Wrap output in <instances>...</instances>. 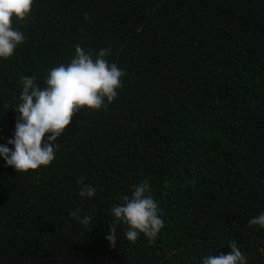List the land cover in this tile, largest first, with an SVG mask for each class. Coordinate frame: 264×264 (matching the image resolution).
Here are the masks:
<instances>
[{
  "label": "trees",
  "instance_id": "1",
  "mask_svg": "<svg viewBox=\"0 0 264 264\" xmlns=\"http://www.w3.org/2000/svg\"><path fill=\"white\" fill-rule=\"evenodd\" d=\"M12 26L26 41L0 60V144L20 78L46 87L77 45L110 49L126 76L113 102L74 115L50 166L0 159V264H202L232 243L264 264V228L249 224L264 212V0H34ZM145 180L165 223L154 244L111 216Z\"/></svg>",
  "mask_w": 264,
  "mask_h": 264
},
{
  "label": "clouds",
  "instance_id": "2",
  "mask_svg": "<svg viewBox=\"0 0 264 264\" xmlns=\"http://www.w3.org/2000/svg\"><path fill=\"white\" fill-rule=\"evenodd\" d=\"M34 0H0V60L15 54L18 46L26 41L25 33L14 28L13 19L25 20L32 12ZM110 49H101L93 58L80 45L67 63L51 68L43 79L41 88L35 77L22 76L21 91L17 103L11 109L19 113L14 138L7 145L0 144V159L18 173H29L50 166L56 159L57 140L65 133L75 114L81 109L98 111L105 103L113 102L122 87L126 72L106 57ZM11 145V148L8 146ZM82 199L93 198L96 188L80 181ZM151 193V185L145 180L134 186L130 195L111 207L114 223L127 226L124 235L135 242L143 235L154 244L165 228L159 203ZM71 216L82 225L91 223L90 216H81L80 209H73ZM250 225L264 228V212L249 220ZM106 239L116 244V228L109 224ZM227 255L202 257V264H247L241 248L232 243Z\"/></svg>",
  "mask_w": 264,
  "mask_h": 264
}]
</instances>
